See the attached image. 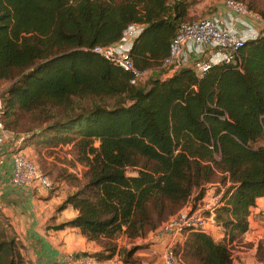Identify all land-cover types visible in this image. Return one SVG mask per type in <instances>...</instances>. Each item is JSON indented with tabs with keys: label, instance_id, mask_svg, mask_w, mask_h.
I'll list each match as a JSON object with an SVG mask.
<instances>
[{
	"label": "trees",
	"instance_id": "trees-1",
	"mask_svg": "<svg viewBox=\"0 0 264 264\" xmlns=\"http://www.w3.org/2000/svg\"><path fill=\"white\" fill-rule=\"evenodd\" d=\"M190 10L186 0H0L4 122L16 138L73 146L86 170L69 176L78 188L59 210L70 205L78 215L55 229L76 228L100 244L97 261L118 255L138 264L117 240L146 239L192 199L196 209L215 184L223 239L188 232L176 252L188 264H233L232 248L264 197V37L201 78L183 68L136 84L92 51L141 24L135 68L166 72L162 62ZM22 250L0 212V264H27Z\"/></svg>",
	"mask_w": 264,
	"mask_h": 264
},
{
	"label": "built area",
	"instance_id": "built-area-1",
	"mask_svg": "<svg viewBox=\"0 0 264 264\" xmlns=\"http://www.w3.org/2000/svg\"><path fill=\"white\" fill-rule=\"evenodd\" d=\"M223 5L225 9L222 13L200 20L185 21L179 25L170 45L169 56L161 66L166 71V78L175 76L183 68L193 69L201 78L214 66L232 63L242 47L264 37V19L259 14L237 0H224ZM143 30L144 25L132 24L118 42L107 47H95L92 51L132 72V83L142 82L148 78L149 73H141L135 68L130 52ZM16 136L11 130H5L4 108L0 101V145L8 140L15 141ZM23 140L24 138H21L19 141ZM12 161V186H40L47 191L54 189L51 179L21 151L12 155ZM2 195L3 190L0 189V208ZM220 205V194H205L196 209L185 208L161 225L160 232L171 239L162 254L163 264H182V258L176 252L175 245L178 239L188 232L202 231L211 234V228L216 226L214 212ZM261 217L264 219V212ZM69 262L95 264L96 259L90 255H80L69 258ZM115 263L118 264L119 261Z\"/></svg>",
	"mask_w": 264,
	"mask_h": 264
},
{
	"label": "crops",
	"instance_id": "crops-1",
	"mask_svg": "<svg viewBox=\"0 0 264 264\" xmlns=\"http://www.w3.org/2000/svg\"><path fill=\"white\" fill-rule=\"evenodd\" d=\"M187 1V0H186ZM191 17V10L189 13ZM159 71H151L150 75H156L160 79H166L165 73L159 74ZM34 135L21 134L15 141H10L0 145V189L3 190L2 205L0 212L2 216L11 225L17 234L22 247L23 255L27 264H75L69 262V258L80 255H94L101 253L103 247L95 241H89L79 229L65 228L56 230L55 227L72 221L78 215V212L68 205L59 210L65 202L68 195L77 190V185L70 181V175H76L81 178L75 170H86L84 166L77 162L54 163L58 165L59 173L54 176L53 171L48 169L50 177L54 183V189L47 191L40 186L32 188H19L12 186L10 178L13 172L12 155L21 151L23 154L35 152L42 156L45 152L52 153L59 149H65L63 146L57 148H47L36 144ZM24 138L23 141H19ZM218 190V185H210L206 190L209 196ZM199 206V205H198ZM188 210L193 208L191 202L188 203ZM264 212V197L257 200L255 207L249 217V229L238 243H235L238 257L243 264H255L253 256L257 254V247L264 245V219L261 213ZM210 234L215 240H221L224 237L221 228L213 226ZM217 236V237H216ZM216 237V238H215ZM151 238L155 245L153 249L163 251L166 244L170 241L168 235L152 234ZM141 241L136 239L133 241ZM147 241V239L145 240ZM154 251V250H153ZM155 253V251L153 252ZM148 256L145 254L143 256ZM93 257V256H92ZM96 259V258H95ZM123 264L119 256L111 260L97 261L95 264Z\"/></svg>",
	"mask_w": 264,
	"mask_h": 264
},
{
	"label": "rangeland",
	"instance_id": "rangeland-1",
	"mask_svg": "<svg viewBox=\"0 0 264 264\" xmlns=\"http://www.w3.org/2000/svg\"><path fill=\"white\" fill-rule=\"evenodd\" d=\"M224 0H187V2L190 5L191 8V17L188 18L186 21H194V20H200L207 17H212L216 14L222 13L224 11ZM245 3H247L249 6H251L257 13L260 15H264V0H240ZM159 74H162L164 71H159ZM166 75V72H164ZM156 77V75H149V77ZM159 77V76H158ZM7 85H4L3 88L0 89V101L3 103V96H4V90L6 89ZM5 130H10L6 127L5 123ZM65 149H59L57 151H51L52 153L49 154V152H45V154L42 156L41 154H36L35 152H29L25 154L32 162H34L37 166L40 167V169L51 179L50 173H48V169H51L53 171L54 176L59 173V167L58 165L54 163L47 164L46 162H57V163H65L66 166H69L70 164H67V162H78L73 146L67 145L64 146ZM80 165V164H79ZM72 170L76 171L78 175L82 177V173L84 172L83 169L79 172L78 170H75L73 167ZM52 181V179H51ZM53 182V181H52ZM55 186V185H54ZM195 200L192 199L191 203L193 204ZM210 229V227H209ZM211 229V233H212ZM154 234L156 235H164L160 232L158 229ZM152 234L148 236L146 239H141V241H131L126 237H120L117 240V244L121 250H134L135 255L133 260H137L138 264H163L162 261V254L164 250L161 252L157 251L156 249H153V239L151 238ZM217 237V236H216ZM215 237V238H216ZM185 236L178 239L177 244H182L185 241ZM171 241V239H170ZM169 241V242H170ZM169 242L166 244V246L169 244ZM177 244L175 246H177ZM165 246V248H166ZM164 248V249H165ZM155 253H153L154 251ZM233 251V257L234 262L233 264H243L241 260L239 259L237 253V249L234 247L232 248ZM145 254H148V256H143ZM256 260L255 264H264V252H261L253 256ZM120 260L123 263V256H119ZM182 264H188L183 261Z\"/></svg>",
	"mask_w": 264,
	"mask_h": 264
}]
</instances>
